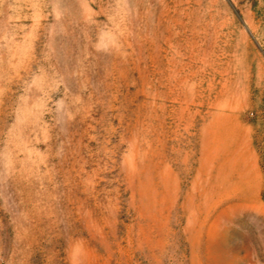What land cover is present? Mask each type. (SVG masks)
I'll return each instance as SVG.
<instances>
[{
  "label": "rangeland",
  "instance_id": "obj_1",
  "mask_svg": "<svg viewBox=\"0 0 264 264\" xmlns=\"http://www.w3.org/2000/svg\"><path fill=\"white\" fill-rule=\"evenodd\" d=\"M0 264H264V0H0Z\"/></svg>",
  "mask_w": 264,
  "mask_h": 264
}]
</instances>
